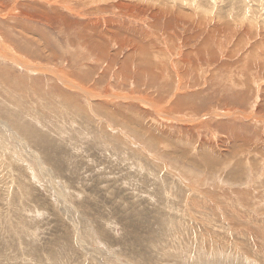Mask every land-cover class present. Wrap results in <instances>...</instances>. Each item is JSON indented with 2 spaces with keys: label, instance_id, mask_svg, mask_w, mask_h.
Masks as SVG:
<instances>
[{
  "label": "rangeland",
  "instance_id": "374dc122",
  "mask_svg": "<svg viewBox=\"0 0 264 264\" xmlns=\"http://www.w3.org/2000/svg\"><path fill=\"white\" fill-rule=\"evenodd\" d=\"M0 264H264V0H0Z\"/></svg>",
  "mask_w": 264,
  "mask_h": 264
},
{
  "label": "bare ground",
  "instance_id": "6f19581e",
  "mask_svg": "<svg viewBox=\"0 0 264 264\" xmlns=\"http://www.w3.org/2000/svg\"><path fill=\"white\" fill-rule=\"evenodd\" d=\"M125 2V1H124ZM132 2V1H131ZM51 3V2H50ZM127 3V2H126ZM135 5V4H134ZM138 5V4H137ZM42 6V5H41ZM137 8V7H136ZM140 10V9H139ZM134 15V14H133ZM168 16V15H167ZM188 16V15H187ZM111 22V21H110ZM107 23V22H106ZM96 24V23H95ZM114 24V23H113ZM107 25V24H106ZM117 25V24H116ZM153 25V24H152ZM237 26V25H236ZM228 27V26H227ZM220 29V28H219ZM221 30V29H220ZM225 30V29H224ZM127 31V30H126ZM235 31V30H234ZM169 32V31H168ZM230 32V31H229ZM261 32V31H260ZM175 33V32H174ZM220 33V32H219ZM236 33V32H235ZM234 33V34H235ZM249 33H250V31H249ZM176 34V33H175ZM245 34V33H244ZM252 34V33H251ZM226 35L228 36V34L226 33ZM232 35V34H231ZM247 35H248V33H247ZM260 35V34H259ZM177 36V35H176ZM175 37V36H174ZM179 37V36H178ZM216 37V36H215ZM227 38H229V37H227ZM260 38H262V37H260ZM150 39V38H149ZM172 39V38H171ZM185 45V44H184ZM249 45V44H248ZM140 48V47H139ZM179 48V47H178ZM185 48V47H184ZM205 48V47H204ZM143 50H144V48H143ZM180 50V49H179ZM178 50V51H179ZM183 50V49H182ZM201 50V49H200ZM223 50V49H222ZM223 51H225V50H223ZM232 51V50H231ZM145 52V51H144ZM183 53H184V50H183ZM203 53V52H202ZM207 53H209V52H207ZM200 54H201V52H200ZM226 54H227V51H226ZM229 54V53H228ZM178 55V54H177ZM176 55V56H177ZM180 55V54H179ZM193 55V54H192ZM225 55V54H224ZM233 55V54H232ZM129 57V56H128ZM236 57V56H235ZM234 57V58H235ZM194 58H196V56L194 57ZM226 58H228V57H226ZM230 59V58H229ZM189 60H190V58H189ZM184 61H186V60H184ZM235 61V60H234ZM245 62V61H244ZM180 63V62H179ZM197 63V62H196ZM186 64V63H185ZM184 64V65H185ZM188 65V64H187ZM198 65V64H197ZM200 65V64H199ZM198 65V66H199ZM178 66V65H177ZM197 66V67H198ZM171 68V67H170ZM48 69V68H47ZM172 69V68H171ZM217 70V69H216ZM180 72V71H179ZM182 73V72H181ZM57 76V75H56ZM123 76V75H122ZM129 76V75H128ZM218 76V75H217ZM61 77V76H60ZM122 79V78H121ZM129 79V78H128ZM123 80H124V78H123ZM59 81V80H58ZM62 82V81H61ZM150 82V81H149ZM128 83V82H127ZM152 83V82H151ZM165 83V82H164ZM154 84V83H153ZM146 85V84H145ZM152 85V84H151ZM144 86V85H143ZM147 86H148V84H147ZM162 86V85H161ZM168 87V86H167ZM145 88H147V87H145ZM164 90V89H163ZM162 90V91H163ZM142 93V92H141ZM166 94V93H165ZM162 99V98H161ZM148 100V99H147ZM157 100V99H156ZM157 102V101H156ZM263 102V101H262ZM146 103V102H145ZM157 105H158V103H157ZM161 109V108H160ZM262 110V109H261ZM140 119V118H139ZM117 123V122H116ZM242 126V125H241ZM239 128V127H238ZM260 136V135H259ZM243 141V140H242ZM45 166V165H44ZM44 185V184H43Z\"/></svg>",
  "mask_w": 264,
  "mask_h": 264
}]
</instances>
